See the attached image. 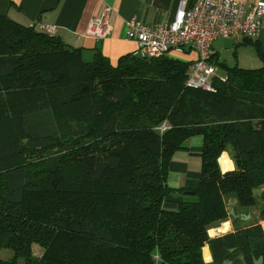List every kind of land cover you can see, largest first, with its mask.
I'll use <instances>...</instances> for the list:
<instances>
[{"label":"trees","instance_id":"16d2710c","mask_svg":"<svg viewBox=\"0 0 264 264\" xmlns=\"http://www.w3.org/2000/svg\"><path fill=\"white\" fill-rule=\"evenodd\" d=\"M175 56L86 62L0 15V251L14 252L0 264H264V195L250 214L264 188V66L221 62L227 81L204 90L186 87L191 63ZM194 137L199 185L170 188ZM225 153L233 171L218 164ZM235 201L249 220L229 215ZM228 220L232 232L210 237Z\"/></svg>","mask_w":264,"mask_h":264},{"label":"crops","instance_id":"0c3cea01","mask_svg":"<svg viewBox=\"0 0 264 264\" xmlns=\"http://www.w3.org/2000/svg\"><path fill=\"white\" fill-rule=\"evenodd\" d=\"M200 0H0V15H6L12 20L38 31H45V27H54L56 36L66 45L82 50V55L94 57L102 53L109 61L116 65L118 60L130 53H138V44L127 38V21L136 17L149 26L173 22L182 5L192 7ZM246 9L256 1L240 0ZM106 17L111 32L104 39H95L86 35L88 26L93 19ZM250 41L239 39H218L213 43L212 58L219 77H226L225 69L219 64L225 62L228 67H252L260 62L264 63V30ZM173 51L178 59L192 63L198 54L189 45L183 51ZM232 53L231 60L228 55ZM91 57V58H92ZM245 69V68H244ZM203 139L194 137L185 143V149L178 152L172 159L167 185L170 188L180 187L195 189L199 185ZM232 164L230 155L225 153ZM227 171V172H228ZM169 208H176L175 204H168ZM227 234L233 231L232 221H227ZM264 228V222L262 223ZM219 228V227H218ZM216 229V228H214ZM218 235L217 237L221 236ZM214 238L215 236H212ZM205 250L209 259L206 260ZM206 263L212 262L210 248H203Z\"/></svg>","mask_w":264,"mask_h":264},{"label":"built area","instance_id":"2783aa9c","mask_svg":"<svg viewBox=\"0 0 264 264\" xmlns=\"http://www.w3.org/2000/svg\"><path fill=\"white\" fill-rule=\"evenodd\" d=\"M45 32L56 36L54 27ZM264 30V1H256L246 9L240 0H200L192 7L182 5L173 22L149 26L136 17L127 21V38L138 44L143 57L172 55L186 46L194 49L198 58L189 65L185 85L188 88L212 90L213 78L222 82L212 62L213 43L218 39H253ZM111 26L106 17L93 19L86 35L95 39L109 36ZM164 124L160 127L163 132ZM263 223V222H262Z\"/></svg>","mask_w":264,"mask_h":264},{"label":"rangeland","instance_id":"374dc122","mask_svg":"<svg viewBox=\"0 0 264 264\" xmlns=\"http://www.w3.org/2000/svg\"><path fill=\"white\" fill-rule=\"evenodd\" d=\"M51 36H55V35H51ZM173 51H171V54H173L172 53ZM175 54H177V52H175ZM92 56H85V55H83V59H84V61H86V62H90V61H92L93 59H94V57H92ZM231 58H232V53L230 54V55H228V59L229 60H231ZM264 66V63L263 62H260L258 65H254V66H252V67H244L245 69H259V68H261V67H263ZM220 168L222 169V167L220 166ZM235 169V168H234ZM222 171L223 172H226V171H224L223 169H222ZM256 192V195L258 196V206L257 207H255V208H252V209H250V214H251V216H253V217H257L258 216V214H259V207H261L262 206V199H261V197L264 195V188H262V189H260V190H258V191H255ZM233 205L234 204H231L230 205V208H232L233 207ZM236 205V204H235ZM234 205V206H235ZM229 221H231V220H228V222ZM227 222V221H226ZM226 222H222V223H219V224H217V225H215L212 229H214V228H218V227H221V226H223V225H225L226 224ZM211 229V230H212ZM210 230V231H211ZM209 231V232H210ZM209 235H210V233H209ZM210 237H211V235H210ZM215 237H217V236H215ZM43 251H44V249L41 247V246H39V245H33V253H34V255H36V256H40V255H42V253H43ZM13 256H14V252L12 251V250H10V249H8V248H3V249H1V251H0V259H3V260H9V259H11V258H13ZM20 261H22V259L20 260Z\"/></svg>","mask_w":264,"mask_h":264},{"label":"bare ground","instance_id":"6f19581e","mask_svg":"<svg viewBox=\"0 0 264 264\" xmlns=\"http://www.w3.org/2000/svg\"><path fill=\"white\" fill-rule=\"evenodd\" d=\"M222 156H223V158L221 160L222 169L224 171H228V170L232 169V164H231L230 160L227 158V155L223 154ZM228 229H229L228 225L225 224V225H223V226H221L219 228L212 229L209 233L212 236H218L221 233H224V232L228 231ZM205 257H206V260L209 259V255H208V251L207 250H205Z\"/></svg>","mask_w":264,"mask_h":264},{"label":"water","instance_id":"95a60500","mask_svg":"<svg viewBox=\"0 0 264 264\" xmlns=\"http://www.w3.org/2000/svg\"><path fill=\"white\" fill-rule=\"evenodd\" d=\"M223 156L220 157L218 164L221 166V160H222ZM222 170V169H221ZM227 172V171H226ZM192 194H195L192 192ZM237 204V201L234 202V205ZM229 215L233 218V219H241L243 221L249 220L251 218L250 215H244V214H237L235 211V208L232 207L230 209ZM222 235H225L223 233H221ZM263 263V258L261 257L258 261H256V264H262ZM224 264H233L232 261H225Z\"/></svg>","mask_w":264,"mask_h":264}]
</instances>
